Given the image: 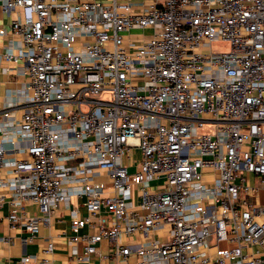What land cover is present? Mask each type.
Here are the masks:
<instances>
[{
    "label": "built area",
    "instance_id": "built-area-1",
    "mask_svg": "<svg viewBox=\"0 0 264 264\" xmlns=\"http://www.w3.org/2000/svg\"><path fill=\"white\" fill-rule=\"evenodd\" d=\"M0 5L10 26L0 35L17 39L4 56L23 77L0 125V187L20 207L8 214L13 227L36 234L75 195L88 215L73 211L70 242L86 241L85 264L103 240L116 264H263L264 0ZM147 28L142 42L124 38ZM214 41L230 47L213 51ZM206 124L216 131L201 133ZM87 224L98 231L80 235ZM134 234L144 239L121 242Z\"/></svg>",
    "mask_w": 264,
    "mask_h": 264
},
{
    "label": "crops",
    "instance_id": "crops-1",
    "mask_svg": "<svg viewBox=\"0 0 264 264\" xmlns=\"http://www.w3.org/2000/svg\"><path fill=\"white\" fill-rule=\"evenodd\" d=\"M1 28H7L8 31L10 30L9 17L3 11L0 5V29ZM135 31V34L139 35L142 34L141 32H143L144 29H135ZM126 35L131 36L130 33ZM143 36L145 35L143 34ZM146 39L147 38L139 39V41L142 42ZM16 41L17 39L10 33L6 35H0V125L3 121V111L6 109L13 96L17 95V92L23 83V77L18 74L16 69L18 64L14 63L13 61L6 60L4 56L7 48H12L14 51H17ZM14 114L19 116V109H16ZM138 152V159L132 156L134 153L133 151L127 155L128 163H125L124 161V164L128 166V169L130 166L135 167L133 172L138 170V162L141 157L139 150ZM13 155L19 156L20 153L15 152ZM7 176L8 172L6 170L0 169V178ZM97 177L106 178V180H103V182L105 183L107 192L106 194H109L108 191H110L111 187L110 179L104 173L98 175ZM251 178L254 182L256 181L254 177L251 176ZM160 180L163 179H155V185L153 184V181H151L153 190L157 188V185L161 184ZM133 188L135 193H137L138 186L135 185ZM259 193L261 200L264 201V189H260ZM0 196L3 197V203L0 207V264H36L37 261L41 259L49 260V264H85V262L78 259V256L85 253L86 241L84 239H79L76 242H70V237L74 235V231L71 229L73 211H76L80 217H85L88 215L84 197L73 195L68 204H62L53 212L48 224H42L39 232L31 235L24 231L21 227H13L8 219V214L11 211H17L20 209L19 206L10 203V191L4 187H0ZM23 204L27 213L32 215L40 214L37 204L28 201H24ZM134 204H137V200L134 201ZM97 231L98 228L96 225L87 224L79 229L78 233L80 235H84L87 233H96ZM143 239L144 237L141 234H134L122 236L121 242L125 244H136ZM50 241L53 242L54 248L51 252H46L45 249ZM222 244L232 245L225 242ZM112 251L113 247L111 243L108 240H103L98 245V252L89 255V260L92 264H116L118 259L110 258L108 256L104 257V255H108ZM28 255H35L37 260L33 259L28 262H23L22 258Z\"/></svg>",
    "mask_w": 264,
    "mask_h": 264
},
{
    "label": "rangeland",
    "instance_id": "rangeland-1",
    "mask_svg": "<svg viewBox=\"0 0 264 264\" xmlns=\"http://www.w3.org/2000/svg\"><path fill=\"white\" fill-rule=\"evenodd\" d=\"M139 30V29H138ZM141 30V29H140ZM134 33H136V31H132ZM132 32H128V33H132ZM126 33V34H128ZM138 33V32H137ZM142 34H136V35H133V36H128L126 35L124 38L125 40H129V39H132V40H139V39H143V38H149V36L152 34V29H144L143 32H141ZM143 34L145 36H143ZM230 45L227 43V42H223V41H214L213 44H212V49L213 51H221V50H227L229 49ZM105 95V93H102V96ZM216 131V126L211 124H206V126L200 130L201 133H214ZM134 153L132 154V156H134V158L138 159V155H139V152H138V149L134 148ZM124 161L125 163H128V157L127 155L124 156ZM129 170L130 172H133L135 170V167L134 166H130L129 167ZM97 181H103V180H106L105 177H102V178H96ZM153 181V184L155 185L156 184V181L155 180H152ZM161 184L164 183L163 180H160ZM167 235V230L165 231H160V233H158V237H163V236H166ZM148 238H153V234H150V236ZM222 246H224V244H221Z\"/></svg>",
    "mask_w": 264,
    "mask_h": 264
}]
</instances>
